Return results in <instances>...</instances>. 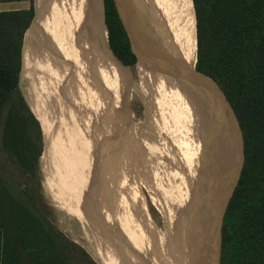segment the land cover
<instances>
[{
    "label": "rangeland",
    "instance_id": "1",
    "mask_svg": "<svg viewBox=\"0 0 264 264\" xmlns=\"http://www.w3.org/2000/svg\"><path fill=\"white\" fill-rule=\"evenodd\" d=\"M39 1L40 0H33L35 11L37 8L38 11L40 9L38 5ZM43 1H45L43 5L46 7L45 14L51 20H53L55 12H57L58 15L60 14V11L54 6L53 2H61L62 6H64L66 2V0ZM73 1H76L78 4L80 3V0ZM100 1L104 18L103 0ZM60 16L64 17L62 13ZM52 25V23L49 24L51 28ZM51 32H53V29ZM40 35L41 34H35L33 39L30 40L28 57L32 61V64L27 67L28 71L24 70L25 53L19 83V92L38 121L41 129L40 143L42 153L36 168V175L34 177H29V175L23 174L18 165L3 151L0 140V176L15 195H20L23 198V192L25 190L30 191V194H32L35 199L34 204L36 209L43 214L56 229L62 232L68 240L80 246L96 264H101L98 259L100 252H104L108 259L112 253L110 252V254H107L103 251L105 249H101V238L98 232L93 230L88 219L80 217L82 209L77 199L70 192L67 184L58 177L56 172V169L62 168L65 170V175L72 176V173H70L67 168L69 167L71 171H73V168L71 169L68 164L66 166V161L63 160V158L56 157L61 155L67 157L69 152L67 150L60 152L61 149L52 145L53 140H51L47 129L41 124L42 122H40L32 107L31 97L27 91H25V88H28L31 84V80L34 76V69L36 70L35 66L39 62L38 59L41 55L50 53L47 50L50 44L48 38H45L46 35H44V33H42V36ZM25 37L26 34L24 36V43ZM64 38L66 39L64 49H62L63 45H59L60 42L58 45H54L55 56L53 58L51 57L52 65L49 68L47 67L48 87L47 85L45 86V88H48L46 93L49 92L52 87L53 89L56 87L61 90V92L63 91L62 94L64 98L62 96L61 98L64 104H60L59 101H56L55 104L50 93H48L49 96L47 98V100H49L47 101L44 99V101L46 102L45 104H49L50 107L53 104L52 106L57 108V113L62 115V117L60 116L59 118L55 115L59 122L56 126H64L74 117L77 124L75 127H78L80 130H77V137L84 146L85 143L79 137L80 135L87 143L92 161L88 157L85 158L84 165H86L84 169L87 170L88 174L85 173L83 185L86 191L88 190L90 193L89 194L87 191L91 205L94 208L95 218L99 215H103L101 217L99 216L100 219L103 217L104 220H107L109 224L112 225L111 231L113 230V234L117 236V238L115 237V239L112 240L114 241L113 244L116 246V248L113 249L115 254L118 255L117 259L119 260V264H178V262L183 264V258L179 254V248L183 247L184 242L180 247L176 246L177 228L179 227L176 221L178 218L176 215L178 214V208H181L184 205L183 203H185L183 192L186 188H182L181 178L183 174H186L189 176L187 178V181L189 180L187 183L192 181V184H196L192 171L196 170L198 166H194L195 164L197 165V163L192 162L193 159L191 158H193L192 155L195 154V151L190 144L196 145L197 149L201 150L202 140L200 139H202L203 135L198 132L199 135L197 136L200 137L197 140L193 138L187 139L180 133L181 126H170L168 122L165 126L160 120L158 121L159 117L156 115L155 109L152 108L151 104H148L151 103L152 97L155 98L157 95L155 87L158 77L146 73L142 69H140V72L137 74L135 69L138 67L136 65L129 67L128 83H126L127 86L124 88L126 93H124L122 89L121 93H119L118 100L116 97L105 103L100 100L101 104L97 110H95L92 105L90 106L94 110H86L82 107L83 111H81L73 107V110L71 109V111L74 112L73 116L68 114L66 112V106H69L68 102L74 96L77 102H80V98H76L78 93H76V87L72 84L73 80L78 75L72 70V64L67 63V61H61V56L64 55L63 51H68V44L72 39L71 36L69 38ZM106 43L109 47L107 32ZM66 56L68 57V55ZM61 63L64 65L60 66ZM59 66L62 69L58 70L57 68ZM52 69H54L55 76L52 74ZM4 115L5 110L0 119V138L3 129ZM183 123H181V125H184L183 127L189 130L196 128V126H190L191 122ZM179 124L180 123H178V125ZM132 140H135V142ZM112 141L116 142L114 143ZM110 143H112L114 147ZM52 146L57 150V153L56 151L53 152ZM76 147L79 148L80 145H76ZM122 147H126L123 148L125 150L122 151ZM126 149H130L131 152H125L127 151ZM188 150L189 152H187ZM119 151H121V153ZM55 153L56 156H54ZM187 153H189V155H186ZM97 159L100 163H103L106 168L105 179H109L110 175L113 173L114 180L118 184V186H115V190L117 191L106 195L108 198V195L117 197H115V205L113 208L111 206L103 207L100 204V199L96 196L98 194L96 188L89 180V175H92V173V176H97L95 173L96 171L93 169L94 166H99V163L95 161ZM95 163L97 165H93ZM139 163H141V165ZM186 163L191 164L188 165ZM109 165H112L111 174H106L108 173L109 168L107 167ZM192 165L193 168H191ZM64 166L67 168L65 169ZM189 166L191 169H187ZM59 173H62V171H59ZM179 176L182 177L180 178ZM156 179H158L157 184L154 182ZM108 182L109 188L114 187L112 183L110 185V181ZM186 186H188V184ZM83 198L86 199L85 196H83ZM103 203L105 205V201ZM106 227L109 228V225L105 224V228ZM185 233L186 228L184 229V235ZM96 234H98V236ZM110 244L109 242V247ZM164 246L166 247L163 248ZM107 250L111 251L108 247ZM78 264H82L81 259H79Z\"/></svg>",
    "mask_w": 264,
    "mask_h": 264
},
{
    "label": "trees",
    "instance_id": "2",
    "mask_svg": "<svg viewBox=\"0 0 264 264\" xmlns=\"http://www.w3.org/2000/svg\"><path fill=\"white\" fill-rule=\"evenodd\" d=\"M192 3L195 67L219 85L244 138V164L222 221L220 264H264V0ZM103 11L110 50L134 65L114 1L103 0ZM33 17L32 5L0 12L1 146L29 177L36 175L42 153L40 125L19 92L23 40ZM34 203L30 191L15 195L0 176V264H96Z\"/></svg>",
    "mask_w": 264,
    "mask_h": 264
},
{
    "label": "bare ground",
    "instance_id": "3",
    "mask_svg": "<svg viewBox=\"0 0 264 264\" xmlns=\"http://www.w3.org/2000/svg\"><path fill=\"white\" fill-rule=\"evenodd\" d=\"M44 2L45 1L43 0L39 1L38 5L40 9L38 11L37 8L33 21L26 33L25 43L23 45V57L26 53L24 70H27V67L32 64V61L28 57V47H30V40L33 39V36L35 34H41L40 36H42V33H44V35H46L45 38H48L50 42L49 46L47 47V50L50 53H45L40 56L41 59H38L39 62L35 66L36 70L34 69V76L31 80V84L28 86V88H25V91H27V93L31 97L32 107L36 112L40 122H42L43 126L47 129L51 140H53L52 145L57 147L58 149H61L60 152L63 150H67L69 152V155L67 157H65L64 155L56 156L57 150L52 146L53 152L56 151L54 156L63 158V160L66 161V166L68 164L71 169L73 168V171H71L69 167L67 168L66 166H64L65 169L67 168V170L72 173V176L65 175V170H63L62 168L56 169V172L58 177L61 178L62 181L67 184V187H69L70 192L77 199L79 206L82 209V214L80 215V217H85L86 219H88V222H90L93 230L95 232H98L101 238V249H105L103 251H105L107 254H110V252L112 253V255L109 256L108 259L104 252H100V256L98 255L100 263L119 264V260L117 259L118 255L114 252L116 246L113 244L114 241H112L113 239H115V237L117 238V236L113 234V230L111 231L112 225L109 224L107 220H104L103 217V219H100V217L103 215H99L100 217L97 216V218H95L94 208L91 205L90 198L87 194L88 190L86 191V188L83 185V179H85V173H87V170L84 169L86 165H84L85 158L88 157L92 161L87 143L80 135L79 137L85 143L84 146L83 143H81V141L77 137V130H80L78 127H75L77 126V124L74 120V117L70 119L69 123L65 125L62 124L64 126H56L57 124H59L57 119L60 116L62 117V115L57 113V108L53 107V104L51 105V107L49 106V104H45L46 102L44 101V99L47 100L49 96L48 93H50V96L55 101V104L56 101H59L60 104H64L61 98V96L64 98L62 94L63 91L61 92V90L57 88L55 90L51 88V90L46 93L48 88H45L46 85L48 87V75L46 74L47 67L49 68L52 65L51 57L53 58L55 56V46L58 45L60 42L59 45H63L62 49H64V45H66V39L64 37L69 38L71 36L72 39L68 44V51H63L64 55L61 56V61H67V63L72 64V70L78 75L77 77H75L72 84L76 87V93H78V95H75L76 98H80V102H77L74 96L71 100L68 98L70 100L68 102L69 106H66V112L71 116H73L74 114V112L71 111V109L73 110V107H75L76 110L79 109L81 111H83V108L86 110L91 109L90 105H92L94 101L99 99L97 95V98L91 97V94L89 92V87L92 82L91 78H89V74L91 75V73L88 72L87 74L85 72L89 71L91 67H96V69L101 68V70H103L106 74L109 73L111 77L116 79L114 84L111 85V88H107L106 92H110L111 99L116 97L117 100L119 97V93H121V90L127 86L126 83H128V75L130 69L129 67H124L118 64L109 52L106 43L107 30L103 20L104 18L102 14L100 0H86V2L85 0H80L79 4L73 0H68V2L66 0L64 6L61 5V2L57 3L55 1L53 2V4L60 11V14L58 15L57 12H53L55 14L54 18L52 17L53 20L46 16V7H44L43 5ZM131 3V18L134 20V22L139 25L143 30H146L147 28H153L155 31H157L161 40L163 41L164 46L168 48L171 52H174L175 50L181 52L182 58L185 63L191 68H193L196 64V32L195 14L192 0H131ZM61 13L64 15V17L60 16ZM51 23L53 24L52 28L49 26V24ZM52 29L53 32H51ZM30 35L31 37L30 39H28ZM172 45L174 46V48L172 47ZM66 55H68V57ZM63 65L64 64L61 63L60 66ZM60 66L56 68L58 70L62 69ZM136 66L141 68L144 72L158 77L156 80L157 95L152 100L153 102L148 103L151 104L152 108L155 109L156 115H158L159 117L158 121L160 120V122L165 126L167 122L170 124V126H181L180 133L187 139L193 138L197 140L200 137L197 136L199 135V133L203 135L202 139H200L202 140L201 150L197 149L196 145L190 144L193 150L195 151V154L192 155L193 158H191L193 159L192 162L197 163V165L195 164L194 166H198L196 167V170L192 171L194 179L196 180V184H192V181L187 183L189 181H187V178L189 176L186 174H183V177L179 176L180 178L182 177V188L185 187L186 189L184 188L185 191L183 192V196L185 197V203H183L184 205L181 208H178V214L176 213V216L178 217L176 221L179 225V227L177 228L176 246L180 247V245H182L184 242L183 247L179 248V254L183 258V264H208L209 258L213 255V189L220 181V178L223 177V175L226 173L227 167H229L228 165L231 159L230 134L228 133V130L226 128L227 126H223V120L220 118H217L215 126H209V120L212 119V115L210 112L211 109H209L208 107V99L199 101L197 97L194 98L189 95V93H187L184 89L183 85H181L179 82H177L170 76H167L157 70H152L142 64H136ZM52 70V74L55 76L54 69ZM84 80L87 81V92L85 91V84L83 83L85 82ZM106 99L107 101L110 100L109 97H106ZM196 105H198L197 107L199 108H197ZM55 115L58 118H56ZM183 122H191L190 126H196V128L190 129V131L189 129L183 127L184 125H181V123ZM178 123L180 124L178 125ZM132 141L135 142V140ZM112 142L115 143L116 141ZM76 145H80V147L77 148ZM123 148L126 147H122V151L125 150ZM128 151L131 152L130 149L125 152L129 153ZM119 152L121 153V151ZM187 152H189V150ZM114 153L116 154L115 151ZM186 155H189V153H187ZM95 161L96 163H99L98 167L94 166L93 168L96 171L95 173L97 176H92V173V175H89V180L92 182V185L96 188L98 194L96 192L95 193L97 194L96 196H98V199H100V204L103 207L111 206L113 208L115 205L114 200L116 196L108 195L109 198L106 197L107 194L117 191L115 190V186H118L117 182H115L114 180L113 173H110V171L112 170V165H109L107 167L109 168V170L106 174H111L110 178H107V180L105 179L106 168L104 164L100 163L98 159ZM96 163L93 165H97ZM139 164L141 165V163ZM186 164L190 165L191 163ZM191 168H193V165ZM191 168L189 166V168L187 169ZM59 171H62V173H59ZM108 181H110V185L112 183V186L114 187L109 188ZM154 182L157 184L158 179H156ZM187 184L188 186H186ZM83 196H85L86 199H84ZM104 201L105 205L103 203ZM105 224L109 225V228L106 227L107 230L105 228ZM185 228L186 233L184 235ZM98 234L96 235L98 236ZM109 242L111 243L110 247ZM107 247L111 251L107 250ZM165 247L166 246H164L163 248ZM178 264L181 263L178 262Z\"/></svg>",
    "mask_w": 264,
    "mask_h": 264
},
{
    "label": "water",
    "instance_id": "4",
    "mask_svg": "<svg viewBox=\"0 0 264 264\" xmlns=\"http://www.w3.org/2000/svg\"><path fill=\"white\" fill-rule=\"evenodd\" d=\"M113 1L118 17L123 25L124 31L126 32L130 50L136 58V63L134 65L142 64L152 70H157L170 76L183 85L189 95L194 98L197 97L199 101L208 99V107L211 109L210 112L213 119L209 120V126H215L217 118L223 120V126H227L226 128L230 134L231 159L226 173L220 178V181L213 189V255L208 261V264H220L222 221L228 203L240 178L244 164V138L239 120L225 94L212 77L199 72L195 65L193 68L188 66L183 60L181 52L178 50L171 52L166 48L158 32L153 28L143 30L134 22L131 18V0ZM35 14L36 11L34 8V16ZM32 21L33 19L31 20V23ZM172 47L174 48L173 45ZM108 49L111 56L118 64L124 67L133 66L122 63L112 53L109 47ZM197 106L198 105H196V107Z\"/></svg>",
    "mask_w": 264,
    "mask_h": 264
},
{
    "label": "flooded vegetation",
    "instance_id": "5",
    "mask_svg": "<svg viewBox=\"0 0 264 264\" xmlns=\"http://www.w3.org/2000/svg\"><path fill=\"white\" fill-rule=\"evenodd\" d=\"M88 72L91 73V75L89 74V78H91V81H92L91 84H90V87H89V92L91 94V97L97 98L96 95L99 97V99L94 101L93 104H92V107L95 108V110H97L98 107L100 106L99 104H101V101H104V103L107 102L106 97H109V99L111 100L110 92L108 91V93H107L106 91H107V88L108 89L111 88V85L114 84L116 79L111 77V75H109V73L106 74L103 70H101V68L100 69H96V67L95 68L91 67L89 69V71H86L85 73L88 74ZM106 81H107V83H106ZM83 83L85 84V91L87 92L88 91L87 81H85ZM97 84H99V85H97ZM100 85H101V87H100ZM52 89H53V87H52ZM55 89H56V87L53 90H55ZM124 90L125 89L123 88V91ZM125 91H124V93H126ZM155 91H156V87H155ZM156 94H157V92H156ZM152 95H154V94H152ZM153 99H154V97H152V100ZM151 102H153V101H151ZM92 107H91L90 110H94Z\"/></svg>",
    "mask_w": 264,
    "mask_h": 264
},
{
    "label": "crops",
    "instance_id": "6",
    "mask_svg": "<svg viewBox=\"0 0 264 264\" xmlns=\"http://www.w3.org/2000/svg\"><path fill=\"white\" fill-rule=\"evenodd\" d=\"M31 5L35 8L33 0H0V12L29 9Z\"/></svg>",
    "mask_w": 264,
    "mask_h": 264
}]
</instances>
